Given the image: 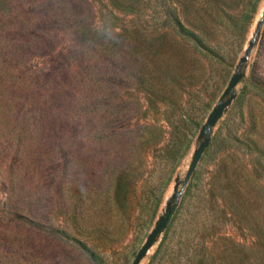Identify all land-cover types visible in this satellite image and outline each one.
Segmentation results:
<instances>
[{
	"label": "rangeland",
	"instance_id": "rangeland-1",
	"mask_svg": "<svg viewBox=\"0 0 264 264\" xmlns=\"http://www.w3.org/2000/svg\"><path fill=\"white\" fill-rule=\"evenodd\" d=\"M263 8L0 0V264H130L168 207L147 264L211 186L237 209L216 225L218 257L249 253L238 221L264 209Z\"/></svg>",
	"mask_w": 264,
	"mask_h": 264
},
{
	"label": "trees",
	"instance_id": "trees-1",
	"mask_svg": "<svg viewBox=\"0 0 264 264\" xmlns=\"http://www.w3.org/2000/svg\"><path fill=\"white\" fill-rule=\"evenodd\" d=\"M210 188L209 204L207 199L202 206L188 205L147 264H227L218 257L215 249L216 239L225 232L220 225L216 229V225L222 224L226 215L237 209L229 205L213 186ZM237 206L240 208L241 205ZM250 209L251 219L243 220L242 217L238 222L251 233V250L247 253L249 256L241 255L236 264H264V209L257 205ZM208 228L213 232L205 237L203 232ZM171 237L174 238L172 242Z\"/></svg>",
	"mask_w": 264,
	"mask_h": 264
},
{
	"label": "water",
	"instance_id": "water-1",
	"mask_svg": "<svg viewBox=\"0 0 264 264\" xmlns=\"http://www.w3.org/2000/svg\"><path fill=\"white\" fill-rule=\"evenodd\" d=\"M262 16H264V8L262 9ZM240 74H234L229 82L228 85L226 87V89L223 91V95H225L226 93H228V91H230V89L233 87V85L237 82V80L239 79ZM227 101L222 102L217 109L214 111L213 115L211 117H209V119L207 120V122L205 123L204 127L202 128V132L205 131V129L219 116V114L221 113L223 107L225 106ZM206 140L203 141L198 147L197 149L194 151L192 159L188 165V169L186 171V175L184 178V183L188 180L201 152L202 149L204 148V146L206 145ZM169 213H170V209L167 207L166 211L164 213V215H161L159 217V219L157 220L156 224L154 225V227L151 229L150 233L147 235L145 241L143 242V244L141 245L140 249L137 251L134 259L132 260V262L130 264H139V261L141 260V258L144 256V254L146 253V251L149 249V247L151 246V244L153 243V240L155 238V236L160 232V230L166 225L167 220L169 218Z\"/></svg>",
	"mask_w": 264,
	"mask_h": 264
}]
</instances>
